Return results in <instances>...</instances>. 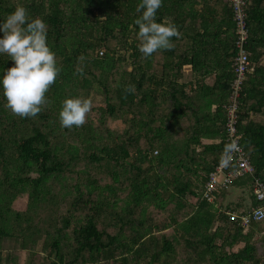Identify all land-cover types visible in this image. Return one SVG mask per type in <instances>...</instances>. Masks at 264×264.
Returning a JSON list of instances; mask_svg holds the SVG:
<instances>
[{
    "label": "trees",
    "instance_id": "obj_1",
    "mask_svg": "<svg viewBox=\"0 0 264 264\" xmlns=\"http://www.w3.org/2000/svg\"><path fill=\"white\" fill-rule=\"evenodd\" d=\"M139 2L0 0V20L22 5L45 21L62 68L35 117L14 114L0 88V248L16 243L7 264H24L31 250L26 264L35 263L39 241L44 264H264V224H241L258 204L252 179L204 197L227 146L240 52L233 8L229 0H164L157 20L181 35L145 57ZM244 21L250 65L237 129L264 182V0H246ZM10 59L0 54V79ZM71 96L92 108L82 126L65 128L59 113ZM109 119L129 127L112 131ZM231 186L248 191L249 205L226 203Z\"/></svg>",
    "mask_w": 264,
    "mask_h": 264
},
{
    "label": "clouds",
    "instance_id": "obj_2",
    "mask_svg": "<svg viewBox=\"0 0 264 264\" xmlns=\"http://www.w3.org/2000/svg\"><path fill=\"white\" fill-rule=\"evenodd\" d=\"M163 2L140 0L137 5L141 15L134 23L138 26V36L142 41L139 50L145 57L173 48L172 37L181 35L174 22H158L157 13ZM0 33V54H7L14 62L0 79L6 106L18 116L35 117L48 103L46 93L62 72L56 53L48 43L46 23L40 18H31L29 10L21 5L6 19L0 20ZM133 89L134 85H130L129 90ZM91 108L92 103L87 98H65L59 113L61 125L65 128L82 126ZM236 148V144H228L225 156ZM222 163L226 164L227 159H222ZM233 215L240 214L233 213L231 217Z\"/></svg>",
    "mask_w": 264,
    "mask_h": 264
},
{
    "label": "built area",
    "instance_id": "obj_3",
    "mask_svg": "<svg viewBox=\"0 0 264 264\" xmlns=\"http://www.w3.org/2000/svg\"><path fill=\"white\" fill-rule=\"evenodd\" d=\"M231 7L233 8L236 22L239 27V39L237 46L240 48L239 55L235 62V79L232 84V93L230 99L227 102L226 115V129H225V142L226 145L234 143L237 148L231 153L225 156L223 153L222 159H227V163L220 162V165L216 167L215 171L210 174L206 184L204 197L208 201L213 200L214 193H217L219 189H224L230 184L233 179L240 177H250L252 179V193L258 202L257 206L253 207L242 219V225L248 227L250 222H257L264 224V182L256 175V169L252 165L250 158L241 145V134L238 133V104L240 91L242 85L246 80V73L249 69V59L247 53L242 48V43L248 38V31L245 28V4L246 0H229ZM241 217V216H240ZM233 215L232 219L240 218Z\"/></svg>",
    "mask_w": 264,
    "mask_h": 264
},
{
    "label": "rangeland",
    "instance_id": "obj_4",
    "mask_svg": "<svg viewBox=\"0 0 264 264\" xmlns=\"http://www.w3.org/2000/svg\"><path fill=\"white\" fill-rule=\"evenodd\" d=\"M184 74H185V78L184 79H186V81H187V79L190 77L189 68H185ZM91 99L93 101H95V102H98V103L102 101L101 95L99 93H96V92L91 94ZM107 125L112 131H115V132H118V133L125 132L128 129V127H129V124H124L121 121L113 120V119H109ZM229 188H230L229 190H230L231 193L227 196V199H226L227 203H234V205H236V203L240 199L239 202H242L244 204L248 202L246 205H249L250 201H249V198H247V195H249V193H248L247 190L240 191V190H237V188L234 187V186H231ZM189 199H190V201H193V198L191 196H189ZM241 199H245V200L241 201ZM17 205H21V202L20 201L17 202ZM261 225L263 226L262 223H261ZM14 240L15 239H10V240L7 239V240H4L2 242L1 248H0V252L2 253L0 255V264H7V259L10 258V252L13 249H16V243H15ZM29 244L30 243H28V245ZM43 244H44V241H39V243L36 245L35 253L38 254V258H37L36 262L33 263V264H44V263H46L44 261V257L46 256V253H45V251L42 248ZM28 249L30 250V248H28ZM32 254L34 255V251L33 250H31L30 252L26 253L24 260L22 259L20 261V263H22V262H24V264L28 263L29 260L32 258L31 257ZM25 259H26V261H25Z\"/></svg>",
    "mask_w": 264,
    "mask_h": 264
},
{
    "label": "crops",
    "instance_id": "obj_5",
    "mask_svg": "<svg viewBox=\"0 0 264 264\" xmlns=\"http://www.w3.org/2000/svg\"><path fill=\"white\" fill-rule=\"evenodd\" d=\"M190 71V70H189ZM184 72H185V70H184ZM191 76V75H190ZM191 79V77H189L188 79H187V81H189ZM212 83V82H211ZM227 203V202H226Z\"/></svg>",
    "mask_w": 264,
    "mask_h": 264
}]
</instances>
